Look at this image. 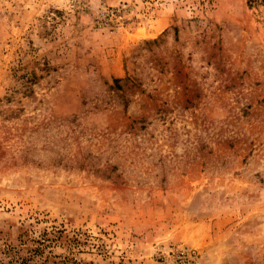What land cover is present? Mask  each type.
<instances>
[{
  "label": "rangeland",
  "instance_id": "1",
  "mask_svg": "<svg viewBox=\"0 0 264 264\" xmlns=\"http://www.w3.org/2000/svg\"><path fill=\"white\" fill-rule=\"evenodd\" d=\"M264 264L261 0H0V264Z\"/></svg>",
  "mask_w": 264,
  "mask_h": 264
},
{
  "label": "built area",
  "instance_id": "2",
  "mask_svg": "<svg viewBox=\"0 0 264 264\" xmlns=\"http://www.w3.org/2000/svg\"><path fill=\"white\" fill-rule=\"evenodd\" d=\"M161 264H192V261L184 250L174 249L163 257Z\"/></svg>",
  "mask_w": 264,
  "mask_h": 264
},
{
  "label": "trees",
  "instance_id": "3",
  "mask_svg": "<svg viewBox=\"0 0 264 264\" xmlns=\"http://www.w3.org/2000/svg\"><path fill=\"white\" fill-rule=\"evenodd\" d=\"M250 2L253 1V0H249ZM264 4V0H261ZM52 241V239H47V238H44L42 237L41 239L37 240V244L36 246L30 248V255L28 258H25L24 259V262H27L32 258V256H35V255H42L43 254V251L45 248H48L50 247V242ZM47 263V259H44L42 263H33V264H46Z\"/></svg>",
  "mask_w": 264,
  "mask_h": 264
}]
</instances>
